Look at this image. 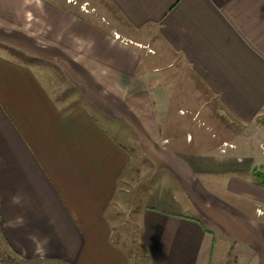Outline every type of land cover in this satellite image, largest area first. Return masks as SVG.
I'll return each mask as SVG.
<instances>
[{
	"label": "crops",
	"instance_id": "1",
	"mask_svg": "<svg viewBox=\"0 0 264 264\" xmlns=\"http://www.w3.org/2000/svg\"><path fill=\"white\" fill-rule=\"evenodd\" d=\"M105 1L122 25L68 0H0V246L19 264H264V154L238 142L231 157H248L231 163L199 136L203 121L264 141V0ZM52 72L88 105L59 103ZM193 142L211 148H175ZM141 158L154 169L132 249L113 237Z\"/></svg>",
	"mask_w": 264,
	"mask_h": 264
},
{
	"label": "rangeland",
	"instance_id": "2",
	"mask_svg": "<svg viewBox=\"0 0 264 264\" xmlns=\"http://www.w3.org/2000/svg\"><path fill=\"white\" fill-rule=\"evenodd\" d=\"M70 3L72 4V8H74L78 11H81L83 15L86 14V15H89L92 17L95 16V18L98 19L101 22V24L105 25L108 28H111V25L113 26V24L122 25L120 23L119 19L117 18L118 16L116 17L117 13L114 12L112 6L108 2H106L105 0H85V1L72 0ZM81 6H84L86 10H82ZM144 33L151 34V32H144ZM111 36L113 38V32H112ZM133 36L135 38H140L141 35L134 32ZM144 38L146 39L147 37L145 36ZM148 49H151V48H148L146 46L145 51L148 52ZM152 50L153 49H151V51ZM148 53L152 54V52H148ZM17 56L21 60L28 61V59H25V57H23L19 54H17ZM31 62L33 64L40 65V67H45V66H43V64L40 63L41 62L40 60H35V61L31 60ZM45 71H46V73H48L47 70H45ZM39 72H41V71H39ZM42 75L44 77L43 73H42ZM48 76H50L51 78H49ZM48 76H46L47 81L44 80V78H42L43 82L45 84L47 83V88L49 89V91L53 94L54 98L59 103L66 106V105H69V103H70V105H73L74 101H76L75 103H77V104L88 105L86 100L83 97H80V96H79L80 98L77 97L78 95L76 93L77 92L76 88H73V87L68 88V83L66 82L65 77L62 78V76L58 72H52V74L49 73ZM70 100H72V101L68 103V101H70ZM72 102H73V104H71ZM221 118H222L220 120L221 124H216V125L221 126V125H228L230 123H233L229 120V119H232L231 116H228L225 113H223V115H221ZM215 122H217V120H215ZM215 122H213V123H215ZM256 122H257V124H259V125L261 124L262 127H264V113L260 114L257 117ZM199 125L201 126L199 128V136L202 140L206 141L209 139H213V141H215V142L217 139H219V142H220V140L221 141L223 140L221 142V144L219 145L218 150H219L220 154H222V155L227 153V150H229L228 151V153H229L228 157L227 156L226 157H227V159H231L230 160L231 163H234L232 159L236 160L237 162L238 161L244 162V159H247V157H248L244 154H243L244 158L243 157L242 158L237 157V156H235V154H233L235 156V158L231 157V154H230L231 152H234V151L237 152L238 151V149L236 148V145L238 144V142H240V144H241L240 149H242V152L250 151V152H254V153L259 154L260 150H261V153L264 154V141H262L260 143V146H258L259 140H254V138H252V137L244 139L242 141V139H240V137L237 136V134H238L237 132H240V131L235 129L236 126H233L232 124H230V128H227V129L223 128V126H221V129H219L218 127L212 129L211 125L210 126H208L207 124L205 125L203 121H201ZM194 130L195 129H190L188 131L191 134V136L194 135V133H195ZM183 131H181V132L183 133ZM168 132L169 131H166L165 133H168ZM171 132L174 133L176 131H171ZM239 139H240V141H239ZM230 142H234V144L230 143ZM224 143L228 144L229 147H227V146L224 147ZM230 146H232V147H230ZM175 148L182 149L181 155L189 156V155H193V154L198 153V152H200V153L206 152V150L211 148V146L210 145L197 146L195 144V142H193L192 146H188V147L187 146H177ZM213 148L215 149L217 147L213 146ZM152 164H149V166L152 167ZM244 164H247V163H244ZM149 166L147 165L146 161L142 158L139 160V162H135L133 164V167H132V169H133L132 171L134 172V178L131 175V171H129L127 169L129 172L128 178L123 179L121 186H120L123 190H125V188H126L129 191V194H128V196L124 195L123 200H121V198L119 200V202H121V204L119 205L120 207H118V209H117V214H116V216H117L116 221L117 222H116V226L114 227L113 240L115 243H116V241H119V244L121 243L123 246L127 245L128 248L131 247L132 249L136 248L135 242L133 241L134 240L133 238H134V236H138V232H139V225H138V221H137V211L140 208L138 205H139L140 197L142 195V190H141L142 186L141 185H144V183H145V182H141L139 180V178L142 177L143 174L144 175L146 173H147L146 175L149 174V172H147ZM153 169H154V167H152V170ZM157 175L155 176V174H154L153 178H151V180H150V184H148V187L150 190L153 188V184H155V185L157 184V180H158ZM207 179L208 178H198V182H199L198 185H200L199 187L201 190L206 189L205 183H206ZM209 179L214 180L215 178H209ZM144 180H146V179H144ZM201 182L203 183V186H202ZM183 184L185 185L184 190H187V191L193 185V183H186V182ZM137 185H140L138 190H137ZM133 200H134V204H132ZM150 200H151V198H150ZM130 207H132V208H130ZM255 210H257V209H255ZM260 210H262V208H260ZM262 211L264 212V210H262ZM186 212H190V211L187 210ZM128 213H130L131 215L128 216ZM256 214H257V212H256ZM259 216H264V214L259 215ZM125 248H127V247H125ZM128 251H129V253H132V251H130V250H128ZM243 260H244V257H243ZM0 264H19V261L8 257V253L5 252L2 249V247L0 246Z\"/></svg>",
	"mask_w": 264,
	"mask_h": 264
},
{
	"label": "built area",
	"instance_id": "3",
	"mask_svg": "<svg viewBox=\"0 0 264 264\" xmlns=\"http://www.w3.org/2000/svg\"><path fill=\"white\" fill-rule=\"evenodd\" d=\"M68 1L71 2L72 0L71 1L68 0ZM81 9L82 10H86L84 6H81ZM113 38L115 40H119L120 42H124L125 43L124 39L120 38V35L115 33V32L113 33ZM148 52L154 53L153 50L151 51V49H148ZM226 146L229 147L228 144L224 143V147H226ZM230 147H232V146H230ZM256 212H257L258 216L264 214V212L262 210H260V209H258Z\"/></svg>",
	"mask_w": 264,
	"mask_h": 264
},
{
	"label": "trees",
	"instance_id": "4",
	"mask_svg": "<svg viewBox=\"0 0 264 264\" xmlns=\"http://www.w3.org/2000/svg\"><path fill=\"white\" fill-rule=\"evenodd\" d=\"M253 175L257 183L264 187V173H261L260 171H253Z\"/></svg>",
	"mask_w": 264,
	"mask_h": 264
}]
</instances>
